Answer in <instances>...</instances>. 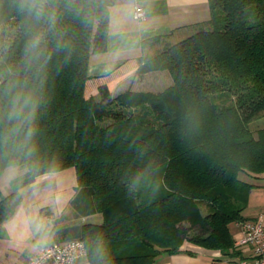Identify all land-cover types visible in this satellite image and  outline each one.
<instances>
[{"label": "trees", "instance_id": "trees-1", "mask_svg": "<svg viewBox=\"0 0 264 264\" xmlns=\"http://www.w3.org/2000/svg\"><path fill=\"white\" fill-rule=\"evenodd\" d=\"M115 1L48 0L37 19L0 0V173L16 159L40 172L73 167L71 206L103 215L78 237L92 264H155L184 240L227 252L250 178L264 176V126L251 128L264 117V0H208V26L140 58L138 71L166 69L172 83L113 95L87 70L90 52L106 49ZM91 82L98 97L86 93ZM17 98L34 115L30 159L13 150Z\"/></svg>", "mask_w": 264, "mask_h": 264}, {"label": "crops", "instance_id": "crops-1", "mask_svg": "<svg viewBox=\"0 0 264 264\" xmlns=\"http://www.w3.org/2000/svg\"><path fill=\"white\" fill-rule=\"evenodd\" d=\"M136 3L140 4L145 12L141 19L133 17L132 11ZM209 20L208 0H116L108 12L106 49L90 52L87 72L105 82L112 90L115 83L122 82L124 71L142 56L159 48L165 40H179L200 27L208 26ZM86 93L96 96L97 85L89 83ZM5 172L6 168L0 173V180H3ZM250 182L254 186L250 189L242 216L245 220L260 218L264 225V176L250 178ZM55 183L63 190V204L60 215L55 218V237L50 244L78 238L84 224L102 223L101 211L83 214L71 206L70 200L77 186L73 167L57 171ZM0 188V199L13 191V185H0ZM41 214L51 216V210L43 208ZM5 221L6 219L0 220V264H24L29 255L26 251H21L10 238L5 230ZM228 230L234 244L227 252L184 240L178 251H160L155 264H236L242 259L253 258L254 246L238 243L241 237V221L230 222ZM44 264L58 263L50 260ZM68 264L92 263L86 255Z\"/></svg>", "mask_w": 264, "mask_h": 264}, {"label": "clouds", "instance_id": "clouds-1", "mask_svg": "<svg viewBox=\"0 0 264 264\" xmlns=\"http://www.w3.org/2000/svg\"><path fill=\"white\" fill-rule=\"evenodd\" d=\"M47 3L48 0H18L16 10L39 19L45 15ZM49 19L55 20L54 12L49 14ZM13 117L16 119V124L12 128V135L16 137L13 150L23 152L24 156L30 159L36 149L35 144L32 143L34 115L30 110L28 98L23 100L17 98L9 120ZM28 173L38 174L33 175L29 183L23 184V178ZM56 175L57 171L54 167L40 172L38 163L22 164L16 159L7 163L3 180H0V185L9 187L16 182L14 188L16 196L13 197L16 205L6 218L5 230L19 249L27 252L30 264H42L51 250L50 243L55 237V218L60 215L63 204V190L55 183ZM43 208H49L51 216L41 214ZM98 251L101 255L106 253V245L101 243Z\"/></svg>", "mask_w": 264, "mask_h": 264}, {"label": "built area", "instance_id": "built-area-1", "mask_svg": "<svg viewBox=\"0 0 264 264\" xmlns=\"http://www.w3.org/2000/svg\"><path fill=\"white\" fill-rule=\"evenodd\" d=\"M132 13L135 19H141L145 15L143 8L138 3L134 5ZM238 243L253 245L255 255L253 258L242 259L236 264H264V225L260 218L241 222V237ZM50 249L42 264L50 260L58 264H68L87 255L84 241L80 238L50 244ZM24 264H30L29 256Z\"/></svg>", "mask_w": 264, "mask_h": 264}, {"label": "rangeland", "instance_id": "rangeland-1", "mask_svg": "<svg viewBox=\"0 0 264 264\" xmlns=\"http://www.w3.org/2000/svg\"><path fill=\"white\" fill-rule=\"evenodd\" d=\"M170 40H165L163 42L164 45L162 44L156 50H153L152 52H149L145 55L155 54L166 47L168 43L171 44L176 41V39L174 38H170ZM140 64L141 63L139 60L124 71L122 82L119 81L118 83H115L114 88L111 90L113 95H116L125 90L158 92L172 83V79L168 70L157 69L141 72L138 71V67ZM96 96L98 97V94ZM260 126H264V117L251 124V128L254 130ZM200 209L202 213H204L206 209L205 205L201 204Z\"/></svg>", "mask_w": 264, "mask_h": 264}]
</instances>
